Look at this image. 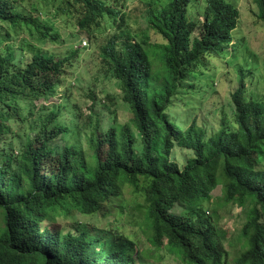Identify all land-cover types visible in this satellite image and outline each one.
<instances>
[{
    "label": "trees",
    "instance_id": "obj_1",
    "mask_svg": "<svg viewBox=\"0 0 264 264\" xmlns=\"http://www.w3.org/2000/svg\"><path fill=\"white\" fill-rule=\"evenodd\" d=\"M34 2L0 0V23L26 28L41 42L54 41L59 36H49L52 30L42 23ZM165 2L147 5L148 28L164 41L152 45L151 54L146 42L134 40L126 13L107 1L60 0V15L72 16L94 43L107 17L114 18L113 25L118 17L120 22L99 55L119 82L132 119L95 134L97 121L87 140L91 162L73 143L54 145L70 131L59 106L43 107L47 115L32 120L34 103L57 94L70 58L40 49L21 64L11 49L0 53V264H134L125 251L129 242L74 228L56 236L46 225L56 220L59 209L62 214L96 215L123 196L126 185L148 205L150 245L188 264H225L221 236L202 206L223 186L226 205L249 207L236 264H264V171L257 170L264 147V105L245 99L242 79L231 96L236 130L210 134L196 119L180 130L169 116L181 94L194 88L185 83L197 67L228 54L240 11L226 0H207L203 19L196 21L189 16L193 0ZM254 2L264 22V0ZM22 128L28 133L19 150H6L4 144ZM178 150L183 162L176 159ZM180 204L186 211L173 214Z\"/></svg>",
    "mask_w": 264,
    "mask_h": 264
},
{
    "label": "rangeland",
    "instance_id": "obj_2",
    "mask_svg": "<svg viewBox=\"0 0 264 264\" xmlns=\"http://www.w3.org/2000/svg\"><path fill=\"white\" fill-rule=\"evenodd\" d=\"M105 1L114 9L126 13L128 29L136 33L134 40L146 42V47L150 46L147 50L151 54L155 52L152 45L164 43L160 35L148 28L146 15L148 4L161 7V3L167 0ZM206 1L193 0L189 8V16L192 19H203ZM226 1L235 4L240 11L233 41L227 47L228 54L208 58L185 83V87L193 84L194 88L190 92V89L183 92L181 101H176L175 110L169 113L170 119L180 130L193 119L200 125L206 124L210 134L221 128L236 130L235 109L231 96L240 86L242 79L246 84L245 99L264 105V22L258 17L259 8L254 0ZM35 2L41 12L42 23L52 30L49 36L59 37L54 41L46 39L41 42L38 41V35L26 28H14L0 23V53L5 54L11 49L20 58L21 64L40 49L56 58H70L57 94L48 100L42 99L34 103L32 120L47 115L42 111L43 107L59 106L63 114L62 122L70 131L54 145L62 148L66 143H73L81 148L85 161L91 162L87 140L93 134L97 121H100V126L95 134L99 129L106 131L113 124H125L132 119L129 107L122 102L119 82L113 79L108 66L99 55L101 44L117 30L119 17L115 20V25L114 18L107 17L103 21L104 26L96 33L98 41L94 43L93 40L96 39H90L80 32L72 16L60 15V0ZM73 52L77 54L72 55ZM27 133L22 128L18 131L20 135L9 139L4 148L17 152ZM180 152L176 151V159L183 162L185 157ZM258 160L257 170L264 171V147ZM202 206L209 211L208 216L214 219L221 236L226 250L225 264H236L243 249L244 241L240 233L247 221L249 207L226 205L223 200V186H219L213 192L211 200L204 201ZM147 209L144 197L140 193L136 194L132 186L126 185L123 196L113 198L98 214L86 216L76 210L62 214V209H59L56 220H48L46 225L48 224L56 236L66 234L74 228L88 230L95 236L112 238L114 242H129L125 251L129 260L135 258L134 264H188L178 255L150 245L148 238L152 239L151 230L145 231ZM185 211L186 207L180 204L176 205L172 213L181 215ZM3 227L4 214L0 210V229Z\"/></svg>",
    "mask_w": 264,
    "mask_h": 264
},
{
    "label": "built area",
    "instance_id": "obj_3",
    "mask_svg": "<svg viewBox=\"0 0 264 264\" xmlns=\"http://www.w3.org/2000/svg\"><path fill=\"white\" fill-rule=\"evenodd\" d=\"M86 43V42H85ZM87 44V43H86Z\"/></svg>",
    "mask_w": 264,
    "mask_h": 264
}]
</instances>
